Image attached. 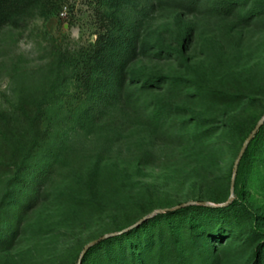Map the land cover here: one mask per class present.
I'll return each mask as SVG.
<instances>
[{"label":"rangeland","instance_id":"obj_1","mask_svg":"<svg viewBox=\"0 0 264 264\" xmlns=\"http://www.w3.org/2000/svg\"><path fill=\"white\" fill-rule=\"evenodd\" d=\"M131 15L124 16L125 23ZM100 17L96 0H69L57 15L0 29V111L9 115L7 124L0 119V131L17 145L24 143L28 128L18 105L41 101L52 124L18 183L11 169L0 166V264H79L89 244L156 211L203 197L211 199L204 202L208 207L226 204L242 140L264 114V10L244 24L216 15L187 17L196 27L189 65L173 59L144 62L181 85L176 94L167 89L155 94L166 107L156 123L90 97L77 83L73 66L81 75L83 59L101 33ZM167 21L158 15L153 25ZM63 55L74 65L60 71ZM204 87L233 93L240 102L214 104ZM207 121L222 131L233 129L224 150L211 157L188 135ZM240 190L264 229V139L254 145ZM241 215L247 223L249 216ZM227 217L190 212L173 226L185 234L190 220L207 228ZM230 240L235 243L215 246L220 264H257L258 244L246 236ZM100 258L96 254L95 263Z\"/></svg>","mask_w":264,"mask_h":264},{"label":"trees","instance_id":"obj_2","mask_svg":"<svg viewBox=\"0 0 264 264\" xmlns=\"http://www.w3.org/2000/svg\"><path fill=\"white\" fill-rule=\"evenodd\" d=\"M68 2L69 0H0V29L6 26L21 27L34 16L49 18L57 15ZM249 2L250 0H96L101 16V33L91 53L83 59L82 74H79V67L74 65V61L65 55L59 58V70L74 65L77 83L89 92L90 97H98L107 105L124 108L136 117L145 116L148 121L159 122L165 116L166 107L164 101L155 94L165 89L176 94L181 90L180 80L166 76L144 62L152 64L173 59L189 65L187 49L196 27L187 17L216 15L234 18L244 24L260 16L264 10V3H253L250 6ZM129 13L133 15L125 23L123 18ZM158 15L169 21L154 27L153 22ZM203 94L209 95L212 102L220 106H233L240 102L237 95L210 87H204ZM34 106L18 105L28 128L24 143L17 145L6 130L0 131V166L12 170L10 172L13 173L15 183L22 179L35 153L52 130L45 102L41 101ZM178 109L185 111L183 108ZM263 117L264 114L258 123ZM0 119L7 124L9 115L0 111ZM258 123L246 132L236 159ZM188 133L198 148L211 157L224 150L233 129L229 125L222 131L207 121L203 129L191 128ZM263 137L264 124L249 143L239 163L234 185L237 199L231 204L216 208L191 205L157 214L136 227L129 225L111 231L110 233H121L134 227L91 247L83 257L82 264H98L95 263V256L99 253L102 257L99 264H220L218 253L221 250L215 246L228 247L235 243L230 242V239L240 241L245 236L247 241L258 244L254 259L257 264H262L264 229L261 227L260 217L243 202L244 191L240 190V186L245 181V170L251 161L254 145L262 142ZM234 169L235 165L232 166L228 179L230 191ZM210 179L208 182L215 180ZM230 197L231 195L229 199ZM200 200V203H204L211 199L203 197ZM212 202L220 204L216 199ZM200 211H215L229 217L218 225H208L207 228L190 220L185 234L178 232L173 226L174 220L179 216ZM240 213L249 216L247 223L238 219ZM233 218H237V225L233 224ZM164 227L169 228L167 234ZM102 237L104 236L100 239Z\"/></svg>","mask_w":264,"mask_h":264},{"label":"water","instance_id":"obj_3","mask_svg":"<svg viewBox=\"0 0 264 264\" xmlns=\"http://www.w3.org/2000/svg\"><path fill=\"white\" fill-rule=\"evenodd\" d=\"M264 124V117L262 118V120L258 123V125L256 126V128L254 129V131L251 133V135L249 136V138L247 139V141L245 142L242 150H241V153L236 161V164H235V169H234V176H233V179H232V184H231V197L229 199V201L226 203V204H223L219 207H226L228 206L229 204H231L234 200V185H235V180H236V176H237V171H238V166H239V163L249 145V143L252 141V139L255 137V135L258 133V131L260 130V128L262 127V125ZM191 205H204V206H208L209 204L207 203H193V202H190V203H187V204H183V205H180L176 208H173V209H167V210H162V211H156L154 213H152L151 215H149L148 217H146L144 220H142L140 223H138L137 225H135L134 227L140 225L141 223L145 222L146 220H149L151 218H153L154 216H156L157 214H160V213H166V212H173V211H176V210H179L181 208H184V207H187V206H191ZM132 227V228H134ZM130 228V229H132ZM128 229V230H130ZM128 230H125L121 233H114V234H109V235H106L104 237H102L101 239H98L94 242H92L91 244H89L85 250L83 251L82 253V256H81V259H80V263L79 264H82V260H83V257L85 256V254L87 253V251L93 247L94 245L98 244L99 242L107 239V238H110V237H113V236H117V235H120Z\"/></svg>","mask_w":264,"mask_h":264}]
</instances>
